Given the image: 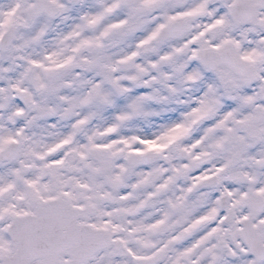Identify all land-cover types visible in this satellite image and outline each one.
I'll return each instance as SVG.
<instances>
[{
  "label": "snow or ice",
  "instance_id": "snow-or-ice-1",
  "mask_svg": "<svg viewBox=\"0 0 264 264\" xmlns=\"http://www.w3.org/2000/svg\"><path fill=\"white\" fill-rule=\"evenodd\" d=\"M0 264H264V0H0Z\"/></svg>",
  "mask_w": 264,
  "mask_h": 264
}]
</instances>
